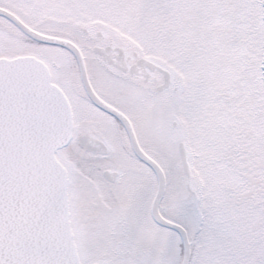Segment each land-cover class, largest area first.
I'll use <instances>...</instances> for the list:
<instances>
[{
	"label": "snow or ice",
	"instance_id": "6c2138e0",
	"mask_svg": "<svg viewBox=\"0 0 264 264\" xmlns=\"http://www.w3.org/2000/svg\"><path fill=\"white\" fill-rule=\"evenodd\" d=\"M0 264H264V0H0Z\"/></svg>",
	"mask_w": 264,
	"mask_h": 264
}]
</instances>
